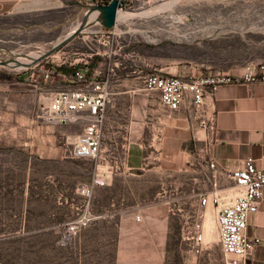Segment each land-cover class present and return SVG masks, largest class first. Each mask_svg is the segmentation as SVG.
<instances>
[{
	"label": "crops",
	"instance_id": "0c3cea01",
	"mask_svg": "<svg viewBox=\"0 0 264 264\" xmlns=\"http://www.w3.org/2000/svg\"><path fill=\"white\" fill-rule=\"evenodd\" d=\"M62 1L0 0V17H36L53 11L65 17L64 22L70 11ZM74 1L83 18L85 3ZM203 35L205 32L201 39L189 42L136 43L131 47L136 59L115 69L109 79L110 103L104 112L102 151L96 168L108 184L97 187L94 197L95 204L105 210L97 223L115 230L113 264H224L215 210L201 208L200 199L213 192H235L226 173L247 159L255 160L264 172V81L222 86L205 96L201 110L195 109L191 100L178 110H168L162 106L159 93L142 90L143 77L149 73L188 76L209 72L210 67L195 62L206 53ZM173 36L179 35L176 32ZM88 58L87 66L75 67H81L87 78L94 71L107 76L111 57L101 49ZM89 65L93 66L91 71ZM61 66L67 72L73 67L56 68ZM64 73L57 71L56 78L46 85L37 84L34 74L21 83L35 104L34 112L26 110L32 117L27 132L33 133L34 139L24 147L40 160L68 159L72 140L86 124L79 120L60 125L39 117L37 105L43 94L80 88L81 82ZM210 120L212 132L208 129ZM209 162H215L218 171L211 170ZM197 222L203 225L200 245L193 237L183 236ZM204 222L213 225L207 236ZM246 236L259 240L250 264H264V189L258 211L248 218Z\"/></svg>",
	"mask_w": 264,
	"mask_h": 264
},
{
	"label": "rangeland",
	"instance_id": "374dc122",
	"mask_svg": "<svg viewBox=\"0 0 264 264\" xmlns=\"http://www.w3.org/2000/svg\"><path fill=\"white\" fill-rule=\"evenodd\" d=\"M62 4L70 11L64 22L65 17L53 11L36 17H0V61L30 52L41 56L76 27L82 20L80 7L74 0ZM178 5L168 12L182 19L181 29L205 32L206 53L195 62L210 71H239L250 63H264V0H190ZM91 30L41 64L56 68L90 62L88 56L102 49L91 41ZM37 64L0 67V264H113V228L94 221L76 237L67 241L63 237L64 226L85 209L88 200L78 192L91 186L98 160L72 159L68 151V159L44 161L24 147L34 139L27 132L32 117L26 110L34 112L35 104L21 83L31 74L36 77ZM35 77L37 84L50 81ZM96 188L90 210L99 217L105 210L95 204ZM212 228L204 222V236Z\"/></svg>",
	"mask_w": 264,
	"mask_h": 264
},
{
	"label": "built area",
	"instance_id": "2783aa9c",
	"mask_svg": "<svg viewBox=\"0 0 264 264\" xmlns=\"http://www.w3.org/2000/svg\"><path fill=\"white\" fill-rule=\"evenodd\" d=\"M82 1L85 3L86 12L88 7L107 6L113 0H80L79 3ZM163 1L166 0H116L118 7L115 26L112 29L107 30L98 22L88 27L92 29L88 33L91 35V41L102 48L105 55L113 59L107 76L102 77L94 71L87 78L85 73L78 72L75 80L81 82L79 89L43 94L40 97L37 105L39 117L48 123L71 125L79 120L86 122L81 133L71 142L70 157L72 159L99 160L102 151L101 126L105 108L110 103L109 79L115 75V69L136 59L131 49L134 44L162 43L174 39L189 42L201 36L200 30L181 29L182 19L175 17L178 20L173 21L168 11H163L157 16L143 15L156 3ZM92 16L95 21V15ZM176 32L178 37L173 36ZM41 63V61L36 63L37 66L40 65L38 74L44 80H51L53 77L50 69ZM70 65L75 67V63ZM83 65L87 66L88 62H84ZM259 81H264V63L262 62L250 63L236 72L209 70L207 73L193 72L188 76L153 72L143 77L142 90L145 93H159L162 106L168 110H178L187 100H191L195 109L201 110L205 96L214 94L220 87L247 85ZM208 129L211 132L214 130L212 120ZM208 167L218 171L215 162H209ZM226 175L233 182L235 192L231 194L213 192L210 195H204L200 199V206L204 210L209 206L215 210L223 263L250 264L259 240L248 238L246 229L248 218L256 214L262 200L264 172L257 168L255 160L247 159ZM107 184L108 179L96 173L91 186L79 190L78 193L88 201L85 209L64 226L63 237L66 241L76 237L99 218L90 210L92 189ZM183 236L193 237L194 241L200 245L203 238L202 223H194L191 231H184Z\"/></svg>",
	"mask_w": 264,
	"mask_h": 264
},
{
	"label": "water",
	"instance_id": "95a60500",
	"mask_svg": "<svg viewBox=\"0 0 264 264\" xmlns=\"http://www.w3.org/2000/svg\"><path fill=\"white\" fill-rule=\"evenodd\" d=\"M117 7L118 5L116 0H113L107 6L88 7L87 11L85 12L81 22L79 23L75 31L72 34L62 38L56 44H54L48 52L42 54L38 59H36L33 62V64H36L48 57H51L55 52H57L60 48L64 47L72 39L84 33L88 27L94 25L93 22L92 23L89 22V19L92 15H95L96 17L94 22H98L103 28L107 30L112 29L115 26ZM11 63L17 64L15 60L0 61V67L10 66Z\"/></svg>",
	"mask_w": 264,
	"mask_h": 264
},
{
	"label": "bare ground",
	"instance_id": "6f19581e",
	"mask_svg": "<svg viewBox=\"0 0 264 264\" xmlns=\"http://www.w3.org/2000/svg\"><path fill=\"white\" fill-rule=\"evenodd\" d=\"M185 1H190V0H166V1H163L162 3H159V4L156 3L154 7H152L149 11L145 12L143 15H145V16H149V15L153 16V15H157V14L163 12V11H171L175 7V5L181 4V3L185 2ZM89 22H91V23L93 22L94 23V16L90 17ZM77 26L74 27V28H71L70 31H68V33L66 34V36L72 34L75 31V29L77 28ZM40 54L41 53H32V52H30V53H27V54H23L22 53V54H19L18 56L14 55V56H16L15 57V61L17 62V64L12 63L10 65V67H13L15 69L27 68L31 64H33V62L36 59H38L40 57Z\"/></svg>",
	"mask_w": 264,
	"mask_h": 264
},
{
	"label": "trees",
	"instance_id": "16d2710c",
	"mask_svg": "<svg viewBox=\"0 0 264 264\" xmlns=\"http://www.w3.org/2000/svg\"><path fill=\"white\" fill-rule=\"evenodd\" d=\"M47 67L50 69L52 77H55V78L57 75V71L64 70L65 71L64 76L74 79L75 75L81 70V67H78V66L71 68V71L69 72H67V70L63 66H61L60 68H54L53 66H47ZM92 69H93V66L89 65V71H91ZM35 73L38 74L37 72Z\"/></svg>",
	"mask_w": 264,
	"mask_h": 264
}]
</instances>
